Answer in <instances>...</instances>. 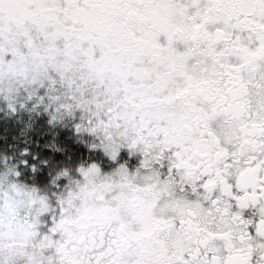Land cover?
Returning <instances> with one entry per match:
<instances>
[{
  "label": "snow or ice",
  "instance_id": "6c2138e0",
  "mask_svg": "<svg viewBox=\"0 0 264 264\" xmlns=\"http://www.w3.org/2000/svg\"><path fill=\"white\" fill-rule=\"evenodd\" d=\"M0 264H264V0H0Z\"/></svg>",
  "mask_w": 264,
  "mask_h": 264
}]
</instances>
